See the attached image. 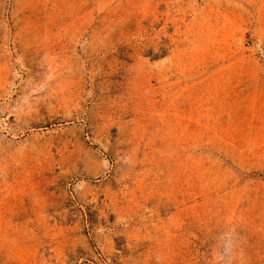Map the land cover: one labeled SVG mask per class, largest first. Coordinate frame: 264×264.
<instances>
[{"label": "rangeland", "instance_id": "374dc122", "mask_svg": "<svg viewBox=\"0 0 264 264\" xmlns=\"http://www.w3.org/2000/svg\"><path fill=\"white\" fill-rule=\"evenodd\" d=\"M0 264H264V0H0Z\"/></svg>", "mask_w": 264, "mask_h": 264}]
</instances>
